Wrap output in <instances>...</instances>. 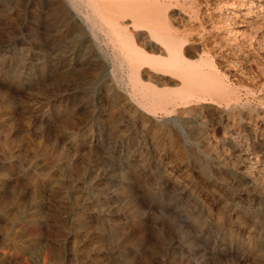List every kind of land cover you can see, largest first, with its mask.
Segmentation results:
<instances>
[{"label": "rangeland", "instance_id": "obj_1", "mask_svg": "<svg viewBox=\"0 0 264 264\" xmlns=\"http://www.w3.org/2000/svg\"><path fill=\"white\" fill-rule=\"evenodd\" d=\"M55 2L0 0V209L21 208L18 223L0 220V236H27L45 264H264L253 235L242 230L231 246V222L225 242L201 226V210L218 218L231 208L221 198L228 182L203 183L198 169L209 162L202 155L163 148L152 156L153 133L121 124L118 99H105L99 121L82 89L86 108L57 110L68 87L59 80V54L75 40L62 36L63 23L50 24ZM248 34L250 66L236 80L249 75L253 93L238 88L255 110L264 97V22Z\"/></svg>", "mask_w": 264, "mask_h": 264}, {"label": "bare ground", "instance_id": "obj_2", "mask_svg": "<svg viewBox=\"0 0 264 264\" xmlns=\"http://www.w3.org/2000/svg\"><path fill=\"white\" fill-rule=\"evenodd\" d=\"M48 16L50 24L66 27L64 38L75 40L59 54V80L68 87L57 110L83 109L82 91L93 96L99 121L105 99H118L121 124L153 133L152 156L163 148L177 156L202 155L209 162L198 169L203 183L228 182L230 194L221 198L231 208L218 218L201 210V226L225 242L231 222V246L244 230L264 250V97L250 110L238 87L249 94L256 87L247 74L249 80L242 74L236 80L238 69L250 66L245 38L264 22V0H56ZM20 209L1 208L0 220L18 223ZM46 260L27 236H0V264Z\"/></svg>", "mask_w": 264, "mask_h": 264}]
</instances>
